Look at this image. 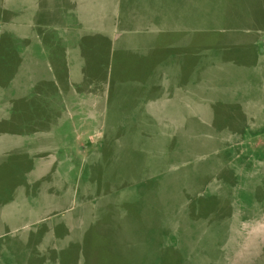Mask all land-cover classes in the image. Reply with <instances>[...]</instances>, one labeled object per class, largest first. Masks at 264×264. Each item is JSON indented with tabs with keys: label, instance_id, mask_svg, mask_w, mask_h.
Returning <instances> with one entry per match:
<instances>
[{
	"label": "rangeland",
	"instance_id": "1",
	"mask_svg": "<svg viewBox=\"0 0 264 264\" xmlns=\"http://www.w3.org/2000/svg\"><path fill=\"white\" fill-rule=\"evenodd\" d=\"M117 6L111 63L97 32L76 47L80 84L105 74L87 118L44 94L79 1L0 0V264H264V0ZM154 48L166 82L130 61ZM166 85L189 90L172 122L147 105Z\"/></svg>",
	"mask_w": 264,
	"mask_h": 264
},
{
	"label": "crops",
	"instance_id": "2",
	"mask_svg": "<svg viewBox=\"0 0 264 264\" xmlns=\"http://www.w3.org/2000/svg\"><path fill=\"white\" fill-rule=\"evenodd\" d=\"M78 1L79 5L83 7V12L78 13V10L81 9H76L74 7L73 10L69 13V15H71V21L64 24V30L66 32L62 33L60 31L58 35L52 36L51 40L49 39V44H52L50 46V57L54 55V59L58 62L55 63L53 61V58L49 59V62L51 64L50 71L54 75L56 84L60 88L59 91L62 90L60 92L61 96L54 98L49 94V85H46L45 87L44 94L46 100L48 99V102L46 103V109L50 112L49 114L51 116H57L55 112L68 111L70 113L69 116H73V114L76 112H81L84 117L92 118L93 111L105 109L104 101L106 99V87H104L105 85L103 86L102 82L103 78H105V74H103V76L99 74L93 77L92 79H90L92 81L88 84H80V78L82 77V75L79 73L80 69L77 67L80 62L78 61V57L74 56H78L79 54V52L77 53V50L79 51V49H77L76 47L80 46L82 42L85 44L86 35L88 34L91 36V33L95 34L94 32H97L98 34L95 35L97 38H101L104 42V47L107 48L106 51L108 52V54H110L109 63H111V53L113 49H115L114 47L116 45V41L119 39L117 38V32H119V28H117L116 26L118 24L117 18L118 16H120V12H118L119 6H117V0H101L102 5L99 6L100 10L102 12H106L108 16H111V18H107V15L103 14L106 18L99 19L98 17H96L94 19L91 15L85 14V3L82 2V0ZM87 6L93 11L97 9H92L89 4H87ZM52 29L55 31H59L58 27H52ZM159 48L161 49L162 47ZM154 49L153 51H155V54L153 53V51L149 52L147 50V53L145 52V54L141 55L137 59L133 57L130 59V61L132 63L137 61L140 64V71H142L144 64L155 63V60L157 59L156 64L160 65L161 69L160 76L158 73V80L159 82H166V77H169L170 74H173V64L171 63L172 59H169L176 58L177 54L171 53L169 57L165 56L166 54L164 53V56L160 58L162 52H159L158 49ZM34 58H37V56ZM153 58L155 60H153ZM126 61L127 63L129 62L127 58ZM118 62L121 61L119 60ZM121 63H124L123 59ZM152 65L148 67L149 71L153 69ZM108 70L106 71V74L108 73ZM111 72V81H113V83L115 79L124 80V74L118 75L117 77L113 76V69L111 70ZM106 76H108V74ZM18 79L20 80V78ZM138 79L135 80H137L136 82H138L139 84L145 83L142 78ZM178 85L173 86L172 88L167 87L166 85V87H163V90L158 92L154 98L152 96L147 100V105H149L151 109L156 110L155 112L164 113L166 115L164 119L171 120V122L175 120L176 112H179L178 110L181 108H188L190 103V99L186 96L189 95V90H181L179 89ZM69 87L71 88L69 89ZM100 88H103V92H100ZM64 89H67L68 91L65 92ZM146 90L147 88H145V92ZM110 91H112V87ZM83 112H90V114L84 115ZM164 119H158L160 124ZM86 124H88V122H85L84 125L86 126ZM144 216L145 215H143V218Z\"/></svg>",
	"mask_w": 264,
	"mask_h": 264
}]
</instances>
